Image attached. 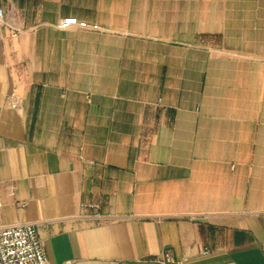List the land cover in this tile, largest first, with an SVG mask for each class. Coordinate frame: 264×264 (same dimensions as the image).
I'll use <instances>...</instances> for the list:
<instances>
[{"label": "crops", "instance_id": "1", "mask_svg": "<svg viewBox=\"0 0 264 264\" xmlns=\"http://www.w3.org/2000/svg\"><path fill=\"white\" fill-rule=\"evenodd\" d=\"M0 8L2 225L46 264H264V0Z\"/></svg>", "mask_w": 264, "mask_h": 264}, {"label": "built area", "instance_id": "2", "mask_svg": "<svg viewBox=\"0 0 264 264\" xmlns=\"http://www.w3.org/2000/svg\"><path fill=\"white\" fill-rule=\"evenodd\" d=\"M2 9L0 8V20L2 19ZM59 29L77 27L80 29H94V25L77 20L75 17L67 16L61 18L57 25ZM8 99L12 106H16L18 98L10 93ZM9 191L12 184L8 183ZM0 200V209H1ZM83 209H93L94 205H83ZM100 216H98L99 218ZM201 255L209 254L207 249L201 250ZM46 255L43 244L38 236L37 229L33 224H20L15 226H4L0 223V264H46ZM169 261L165 257L160 263Z\"/></svg>", "mask_w": 264, "mask_h": 264}]
</instances>
